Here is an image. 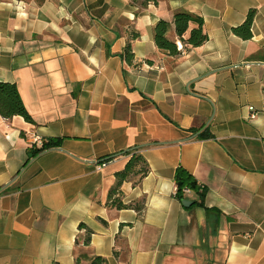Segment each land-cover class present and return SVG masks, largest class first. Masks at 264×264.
<instances>
[{"label":"crops","instance_id":"0c3cea01","mask_svg":"<svg viewBox=\"0 0 264 264\" xmlns=\"http://www.w3.org/2000/svg\"><path fill=\"white\" fill-rule=\"evenodd\" d=\"M177 9L208 38L171 56L153 27ZM0 81L32 119L0 116V264H264V0H0ZM33 136L60 144L31 156ZM135 146L148 172L120 192L141 213L107 200ZM178 166L204 207L175 197Z\"/></svg>","mask_w":264,"mask_h":264},{"label":"trees","instance_id":"16d2710c","mask_svg":"<svg viewBox=\"0 0 264 264\" xmlns=\"http://www.w3.org/2000/svg\"><path fill=\"white\" fill-rule=\"evenodd\" d=\"M132 4L137 5V7L143 8L150 1L155 0H129ZM255 14L254 9H249L244 21L238 26L232 27V31L238 36L248 39L252 36L251 33V23ZM193 24L194 26L190 28L186 37L184 34L189 29V26ZM173 26L174 32L178 37L179 43L174 40H170L167 37V32L170 26ZM208 36L203 30V19L201 16L194 14L185 9H177L173 12L172 21H166L160 19L153 27V40L156 46L165 51L171 56L181 55L182 49L186 47H197L207 40ZM123 55L125 59H130L132 53L130 51V45L126 44L124 48ZM19 115L22 116L25 121L31 122L32 119L25 109L19 93L17 91L16 85L11 82L0 81V116L4 118H11L12 116ZM211 133L205 129L198 135L199 138L210 137ZM60 144L59 139L48 138L41 142L39 146L32 145L28 151L31 156H35L39 152L58 146ZM129 154V158L121 170L114 173L115 182L113 187L108 191L107 200L109 204L115 206L116 208H135L139 213H141L143 204L136 205L132 202L123 203L121 200L120 185L123 181L129 180L132 184H138L141 179L148 172V164L143 155L140 153L139 147L130 148L126 152ZM174 182H175V197L181 201L185 199V189L193 192L196 195V203L199 206L204 205V196L206 188H200L197 184L196 179L183 167L178 166L174 172ZM208 209V208H207ZM79 228H85V235L83 238V244H89V236L91 230L85 226L84 223L78 225ZM116 253V252H115ZM87 259V264H108L105 257L100 255H82L77 254L75 256V264H80L81 259Z\"/></svg>","mask_w":264,"mask_h":264},{"label":"built area","instance_id":"2783aa9c","mask_svg":"<svg viewBox=\"0 0 264 264\" xmlns=\"http://www.w3.org/2000/svg\"><path fill=\"white\" fill-rule=\"evenodd\" d=\"M251 116L254 117V116H255V112H252V113H251ZM32 138H33V142H36V143H38V144H41V141L39 140L38 137L33 136ZM185 191H187V189H185Z\"/></svg>","mask_w":264,"mask_h":264},{"label":"water","instance_id":"95a60500","mask_svg":"<svg viewBox=\"0 0 264 264\" xmlns=\"http://www.w3.org/2000/svg\"><path fill=\"white\" fill-rule=\"evenodd\" d=\"M193 201L192 200H189V199H182L181 200V203L184 205V206H188L189 204H191Z\"/></svg>","mask_w":264,"mask_h":264}]
</instances>
